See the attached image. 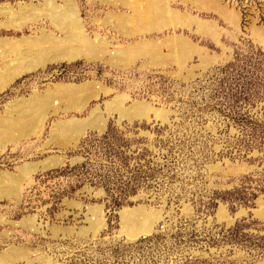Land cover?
I'll return each instance as SVG.
<instances>
[{
    "label": "rangeland",
    "instance_id": "1",
    "mask_svg": "<svg viewBox=\"0 0 264 264\" xmlns=\"http://www.w3.org/2000/svg\"><path fill=\"white\" fill-rule=\"evenodd\" d=\"M66 1L0 0L5 51L63 37L47 8ZM69 2L96 50L37 56L0 87V186L17 178V191L0 187V264H264V0ZM158 2L168 13L152 25L132 11ZM136 42L148 43L141 56ZM10 59L0 77L2 63L27 61ZM50 93L51 108L5 136L17 106ZM140 208L158 222L130 240L121 213Z\"/></svg>",
    "mask_w": 264,
    "mask_h": 264
},
{
    "label": "bare ground",
    "instance_id": "2",
    "mask_svg": "<svg viewBox=\"0 0 264 264\" xmlns=\"http://www.w3.org/2000/svg\"><path fill=\"white\" fill-rule=\"evenodd\" d=\"M46 2H51V1H49V0H45ZM64 1V0H63ZM68 1L69 0H67L66 2H67V7L65 8V6H64V9L62 8L61 9V7H60V9L61 10H59V8H58V10H56L57 8H55V7H52V6H50L49 8H47L48 9V13H50L49 15L51 16V20L53 21V20H55V22H56V24H57V26L59 27V29H60V31L63 33V37H58V36H54L53 34H50V33H46V34H42V36L38 39V40H34V41H32V42H30V43H28V42H25V44L27 45V47H25V48H22V49H20V50H18V51H13L12 50V47H11V50H9V51H5L6 49H5V44H6V42L5 41H7V38L6 39H0V47H3V48H1V50H0V56H7V55H9V56H11V59H10V64H11V62L13 61V60H19V62L21 61V60H23L24 58H27L26 60V62L25 61H23V62H25V64H23V62H20V63H22L23 65H17L16 66V63H15V61H13V63L15 64V67H14V65H13V67L12 68H9V69H6V67H7V65H8V63H9V61L7 62V64L6 63H2V65H1V67H3V68H5V72L4 73H2V74H4L2 77H0L1 78V81H0V87H2V86H4V85H6V84H8V83H10L11 82V80H13L18 74H20V73H22V72H24V71H28V70H30L31 68H33L34 67V65H37L39 62H37L36 64H34V62L36 61V59L35 58H37V56H43L44 55V57L45 58H42V60H40V63H52V62H59V61H72V60H75L76 58H80V57H82L83 55H86L87 53H89V51H94V50H96V47L94 48L93 46H94V42L92 41V40H90L91 38H90V36L89 35H86V33H85V29H83V27H84V25L82 26V24H81V22L79 21V19H78V17H77V15H76V12H75V9H74V7L70 4V2L68 3ZM163 1V0H162ZM153 3V2H152ZM155 4H156V2H154ZM5 4V3H4ZM45 4V3H44ZM138 4V3H137ZM57 4H56V2H55V6H56ZM136 5V4H135ZM19 6H21V5H19ZM23 6V5H22ZM21 6V7H22ZM58 6V5H57ZM129 6V5H128ZM156 5H154V4H150V5H146L145 7H143V8H138V6H134L133 7V12H134V14H135V12L137 13V16L136 17H140V19L142 18V17H150V18H148V20H147V22L149 23V25L151 24V23H153V22H151L150 23V21H149V19H151V16H154L152 19L154 20L155 19V17H156V20L157 19H160V21H161V19L163 20L164 19V16H165V14H167L168 12H167V9L168 8H166L163 4H161V3H157V6L155 7ZM7 6H5V8H6ZM12 7V6H11ZM20 7V8H21ZM41 7H43V6H41ZM130 7V6H129ZM2 8V7H1ZM0 8V9H1ZM128 8V7H127ZM3 10H4V8H2ZM8 9V8H7ZM7 9L5 10V12H4V14L6 15V12H7ZM43 9V8H42ZM130 9H131V7H130ZM9 10V9H8ZM13 11H14V9H12ZM39 10H41V9H39ZM2 11V10H1ZM1 11H0V13H1ZM10 11H11V9H10ZM16 11V10H15ZM14 11V12H15ZM29 11H34L33 10V8L31 9V10H29ZM168 11H170V10H168ZM22 12V11H21ZM25 12H26V10H25ZM132 12V13H133ZM167 12V13H166ZM171 12H173V11H171ZM11 13V12H10ZM17 13V12H16ZM27 13V12H26ZM2 15H3V13H1ZM24 14V13H23ZM170 14V13H169ZM40 15L41 14H39V17H40ZM42 15H44V14H42ZM123 15V14H122ZM121 15V16H122ZM129 15V14H128ZM139 15V16H138ZM176 15V14H175ZM4 16V15H3ZM10 16H12V14L10 15ZM13 16H15L14 15V13H13ZM12 16V17H13ZM20 16V15H19ZM32 16V15H31ZM33 16H36L35 14L33 15ZM32 16V17H33ZM38 16V15H37ZM47 16V15H46ZM120 16V17H121ZM124 16V15H123ZM130 17H132L131 15H129ZM129 16H127L129 19H130V21H132V19L129 17ZM168 16V15H167ZM166 16V17H167ZM18 17V16H17ZM176 17H177V15H176ZM176 17H174V18H176ZM9 18V17H8ZM13 18H15V17H13ZM30 18V17H29ZM34 18V17H33ZM32 18V19H33ZM128 18H122L121 20L119 19V18H117V19H119V22L120 23H122L123 22V19H124V23L125 22H128V21H125L126 19H128ZM134 18V17H133ZM168 18V17H167ZM17 19H19V18H17ZM36 19V18H35ZM38 19V18H37ZM139 19V18H138ZM143 19V18H142ZM8 20V19H7ZM30 19H28V20H26V22L27 21H29ZM81 20V19H80ZM134 20V19H133ZM156 20H154V21H156ZM167 20V19H166ZM164 21L165 23L167 22V21ZM12 21H13V19H12ZM16 20H14L13 22H15ZM30 21H35V20H30ZM169 21H170V19H169ZM6 22V21H5ZM11 21H9V23H10ZM22 22H25V21H22ZM25 22V23H26ZM98 22H100V21H98ZM136 22V21H135ZM144 22H145V20H144ZM144 22L142 23V24H144ZM3 23V22H2ZM9 23H7V25L9 24ZM15 23H17L18 24V22H15ZM15 23H13V24H15ZM140 23V22H139ZM141 23H140V29L142 28L141 27ZM146 23V22H145ZM163 23V22H162ZM204 23V22H203ZM19 24H21V23H19ZM118 24V23H117ZM116 24V25H117ZM127 24V23H126ZM129 24L131 25V23L129 22ZM137 24V23H136ZM6 24H3V26H5ZM9 25H11V23L9 24ZM120 25H123V24H120ZM130 25H129V27H128V24H127V27L128 28H130ZM148 25V24H147ZM146 24L144 25L145 27L147 26ZM152 25V24H151ZM2 26V27H3ZM12 26V25H11ZM56 26V25H55ZM124 26V25H123ZM126 26V25H125ZM201 26H203V25H201ZM205 26H206V24H205ZM1 27V26H0ZM14 27V26H13ZM15 27H17V26H15ZM19 27H21V26H19ZM137 27V26H136ZM18 28V27H17ZM116 28V27H115ZM122 28V27H121ZM120 28V29H121ZM124 28V27H123ZM138 28V27H137ZM137 28H134V31H135V29L137 30ZM139 28H138V30L137 31H139L140 30ZM41 30H43V29H41ZM58 30V29H57ZM133 30V29H132ZM51 31V30H50ZM125 31H127L128 32V29L127 30H125ZM124 31V32H125ZM133 31V32H134ZM141 31V30H140ZM49 32V31H48ZM130 32V31H129ZM132 32V33H133ZM136 32V31H135ZM134 32V33H135ZM43 33V32H42ZM53 33V32H52ZM131 33V32H130ZM131 33V34H132ZM259 33V32H258ZM258 33H256L255 35L257 36V34ZM98 34V33H97ZM96 34V39L98 38L97 36H99V35H97ZM137 34V33H136ZM125 35H126V33H125ZM128 35H130V34H128ZM135 35V34H134ZM89 38H88V37ZM131 36V35H130ZM5 38V37H4ZM28 38V37H27ZM34 38V37H33ZM179 39H176L175 41L176 42H179L178 44H180V47L182 48V49H186V48H188V46L186 47V45H187V43L184 41L185 39L184 38H182V37H178ZM182 38V39H181ZM22 39V38H21ZM102 39V38H101ZM263 41H264V37L263 38H261ZM11 40V39H10ZM16 43L18 42V41H20V40H15V39H13ZM24 40H25V38H24ZM23 40V41H24ZM27 40V39H26ZM25 40V41H26ZM99 40V39H98ZM105 40V39H104ZM104 40L103 41H101L102 43L104 42ZM22 41V40H21ZM91 41V42H90ZM96 41V40H95ZM106 41V40H105ZM108 41V40H107ZM188 41H189V39H188ZM98 42V41H97ZM138 42V41H137ZM136 42V44L135 45H137V46H135L134 44H132V45H134V48H133V51H134V53H138L137 55H139V56H141L142 55V52H145L144 50H143V47H141L140 45H142V46H146L148 43H140V45H138V43ZM147 42V41H146ZM8 43H9V41H8ZM14 43V42H13ZM28 43V44H27ZM99 43V42H98ZM102 43L101 44H99V46L101 45L102 46ZM108 43V42H107ZM173 43V42H172ZM192 43V42H191ZM12 44V43H11ZM46 44V45H45ZM145 44V45H144ZM177 44V45H178ZM193 44V43H192ZM9 45V44H8ZM15 45V44H14ZM22 45V44H21ZM104 46L106 45V43H104L103 44ZM153 45V44H152ZM156 46H157V44H155ZM155 45H154V47H155ZM189 46H191L192 47V45H190V44H188ZM13 46V45H12ZM107 46V45H106ZM159 46V45H158ZM158 46H157V48H158ZM175 46V45H174ZM183 46H185L184 48H183ZM9 47V46H8ZM128 47H130V46H128ZM150 47V46H149ZM180 47H178V48H180ZM194 47V46H193ZM192 47V48H193ZM15 48V47H14ZM108 48V47H107ZM156 48V47H155ZM175 48H177V47H175ZM180 48V49H181ZM9 49V48H8ZM7 49V50H8ZM97 49H99L100 51H101V48H97ZM198 49V48H197ZM85 50H86V54H85ZM99 50H97V51H99ZM123 50V52H122V54H120L121 53V51H120V53H119V55L120 56H124L125 55V57H128V56H126V54H130V51H131V49H122ZM127 50H130L129 52L127 51ZM187 51H188V49H186ZM185 50V51H186ZM194 50V49H193ZM192 50V51H193ZM104 51H106V50H104ZM151 51V50H150ZM184 51V52H185ZM148 52V51H147ZM189 52H191L190 50H189ZM98 53V52H97ZM102 53V52H101ZM100 53V54H101ZM114 53V52H113ZM112 53V54H113ZM140 53V54H139ZM151 53V52H150ZM156 52H155V50H154V53L153 54H155ZM159 53H160V51H159ZM98 55V56H103L102 54L101 55ZM103 54H104V52H103ZM132 54H133V52H132ZM132 54H130V56L132 55ZM181 54H182V52H181ZM88 55V54H87ZM91 55V54H90ZM95 55H96V53H95ZM110 55V54H109ZM115 55V54H114ZM118 55V56H119ZM135 55V54H134ZM133 55V56H134ZM136 55V56H137ZM144 55V54H143ZM150 55H152V54H150ZM24 57V58H21V57ZM119 56V57H120ZM146 56V53H145V55H144V57ZM87 57V56H86ZM92 57V56H91ZM97 57V56H96ZM124 57V58H125ZM158 57V56H157ZM94 58H95V56H94ZM21 59V60H20ZM39 59H41V58H39ZM81 59V58H80ZM87 59H89V58H87ZM25 60V59H24ZM132 60V59H131ZM122 61V60H121ZM110 63V62H109ZM34 64V65H33ZM39 65V64H38ZM37 65V66H38ZM118 65V64H117ZM9 66V65H8ZM10 67V66H9ZM40 67V66H39ZM8 68V67H7ZM38 68V67H37ZM30 71H32V70H30ZM29 72V71H28ZM9 86V85H8ZM58 88H59V86H58ZM4 89V88H3ZM59 90L63 93V94H65V96H70L71 95V93H73L74 94V90H75V87L74 86H71V85H61L60 86V88H59ZM0 92H1V90H0ZM51 96H54L53 94H51L50 93V95H48L47 97H45V99L44 100H36V101H33L31 104H29V105H27L26 106V103H24V104H21V106H17V109H19V111H18V116H17V118L15 119H9V121H7V123L5 124V126H4V128H5V136H8L9 134H10V131L12 130V129H19V130H21V129H23V128H28L29 127V121L27 120V117L28 116H26V114H28V113H31V112H34V111H36L37 109H40L41 111L42 110H44L45 108H47V107H49L50 105V108L52 107V104L51 103H53L54 101H51ZM56 105V104H55ZM47 109H49V108H47ZM46 109V110H47ZM140 109H141V107H140ZM139 109V110H140ZM14 110H16V109H14ZM52 110V109H51ZM16 113V112H15ZM45 115H42V119L45 121V117H44ZM39 118H40V116H39ZM47 118V117H46ZM42 119H40L41 120V124H42ZM37 120H39L38 119V117H37ZM43 121V122H44ZM37 122H39V121H36L35 123H37ZM34 123V122H33ZM33 123H32V125H33ZM35 123H34V125H35ZM106 123L107 122H105L104 124H105V126H106ZM40 124V125H41ZM44 124V123H43ZM43 124H42V127H43ZM95 124H97V122L95 121V122H92V125L91 124H88L89 126L91 125L92 127H95ZM28 125V127H26ZM39 125V124H38ZM90 126V127H91ZM32 127V126H31ZM1 128H3L2 126H1ZM98 128V127H97ZM102 129V128H101ZM64 131L63 132H66L67 130L66 129H63ZM68 130H69V128H68ZM74 130H76V131H80V128H75ZM2 131V130H1ZM0 131V132H1ZM75 131V132H76ZM2 134H4V133H2ZM13 135V134H12ZM0 136H2V135H0ZM63 136V135H62ZM61 136V137H62ZM64 138L66 137V136H63ZM3 138V137H2ZM10 138V137H9ZM44 164L45 163H47L46 161L45 162H43ZM43 163H42V165H43ZM49 163V162H48ZM25 168V167H24ZM24 168H23V170H24ZM45 168H46V166H45ZM44 168V169H45ZM27 169V168H26ZM36 171V170H35ZM34 171V172H35ZM23 172V171H22ZM33 171H31L30 170V173H32ZM23 174V173H22ZM24 174H28L27 173V171L25 170L24 171ZM19 176H21V174L20 175H18L17 177H19ZM24 176V175H23ZM22 176V177H23ZM9 177V176H8ZM7 176H6V179H7V184H5V186L4 187H1V186H3L2 184H1V188H5L4 190H5V192H14V191H17L15 188H16V186H17V178H8ZM16 177V176H15ZM4 179L3 180H5V177H3ZM24 178V177H23ZM22 178V179H23ZM20 181V180H19ZM17 189H18V187H17ZM2 190V189H1ZM2 193V192H1ZM0 193V194H1ZM15 194V193H14ZM3 195V194H2ZM7 196V195H6ZM13 196V195H12ZM152 213V212H151ZM223 213H224V211H223ZM158 214V213H157ZM156 213H152V214H150V212L148 213L147 212V210H144L143 208H140V209H138V210H135V211H128V210H124V211H122V213H121V219H122V221H123V224H125V226H126V229L128 230V232H129V235H130V240H133V239H137V238H139L140 236H144V235H148L147 233H150V231H151V229H152V225H153V220L156 218V216H158ZM224 215V214H223ZM221 216V215H220ZM159 217H160V215H159ZM222 217V216H221ZM226 217V216H225ZM228 217V216H227ZM30 219V218H29ZM158 218H156V220H157ZM160 219V218H159ZM224 219V218H223ZM225 219H227V218H225ZM27 221V220H26ZM25 221V223H27V225H29V223L28 222H26ZM23 222L24 221H22V224H23ZM157 222H158V220H157ZM20 224V223H19ZM18 224V225H19ZM96 224H97V226H98V228L100 229V226L102 225V220L99 218V220H98V222L96 221ZM95 224V225H96ZM25 225V224H24ZM23 225V226H24ZM22 226V225H21ZM31 227H32V225H30ZM29 226V227H30ZM97 226H95V230H98V228L96 229V227ZM124 226V227H125ZM29 227H27V228H29ZM26 228V227H25ZM31 229V228H30ZM15 253V252H14ZM11 254V253H10ZM12 254H13V252H12ZM12 254H11V256H12ZM16 254H18V253H16ZM16 254H15V256H16ZM2 255V254H1ZM10 256V255H9ZM14 256V257H15ZM18 256V255H17ZM1 258H4L3 256H1ZM8 258V257H7ZM7 258H4V259H7ZM12 258H13V256H12ZM10 259V258H9ZM8 260V259H7ZM11 260V259H10ZM10 262V261H9ZM11 264V263H10Z\"/></svg>",
    "mask_w": 264,
    "mask_h": 264
}]
</instances>
